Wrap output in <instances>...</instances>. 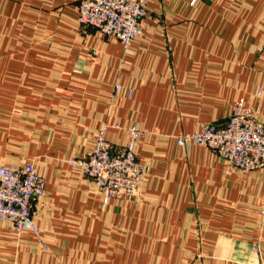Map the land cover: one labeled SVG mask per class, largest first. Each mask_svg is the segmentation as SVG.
Segmentation results:
<instances>
[{
	"label": "crops",
	"instance_id": "1",
	"mask_svg": "<svg viewBox=\"0 0 264 264\" xmlns=\"http://www.w3.org/2000/svg\"><path fill=\"white\" fill-rule=\"evenodd\" d=\"M191 2L146 0L124 49L78 23L79 0H0V165L44 178L32 215L47 248L0 220V264H264V171L176 143L237 101L264 128V0ZM103 125L114 147L143 132L136 194L106 203L68 163Z\"/></svg>",
	"mask_w": 264,
	"mask_h": 264
},
{
	"label": "built area",
	"instance_id": "2",
	"mask_svg": "<svg viewBox=\"0 0 264 264\" xmlns=\"http://www.w3.org/2000/svg\"><path fill=\"white\" fill-rule=\"evenodd\" d=\"M197 1L193 0V3L196 5ZM146 14V0H79L77 6V21L81 26L115 38L124 49L141 34L140 23ZM113 91L119 94L121 86L114 84ZM255 117L252 108L237 101L223 123L181 134L176 143L180 147L208 148L230 169L264 171V128ZM108 128L103 125L96 133L86 156L68 162L94 182L104 203L113 197H133L144 174V166L134 151L143 132L135 125L127 128L125 144L114 147L106 138ZM114 128L119 129V126ZM44 192V178L37 173L33 163L0 165V220L7 222L17 235L29 231L40 246L44 244L32 212L34 200ZM259 215L264 224V188ZM44 249L47 248L44 246Z\"/></svg>",
	"mask_w": 264,
	"mask_h": 264
},
{
	"label": "rangeland",
	"instance_id": "3",
	"mask_svg": "<svg viewBox=\"0 0 264 264\" xmlns=\"http://www.w3.org/2000/svg\"><path fill=\"white\" fill-rule=\"evenodd\" d=\"M191 4H194V3H193V0H192Z\"/></svg>",
	"mask_w": 264,
	"mask_h": 264
}]
</instances>
